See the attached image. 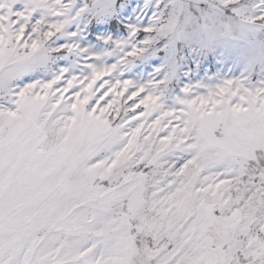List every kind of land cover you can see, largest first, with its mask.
Returning a JSON list of instances; mask_svg holds the SVG:
<instances>
[{
  "label": "snow or ice",
  "instance_id": "1",
  "mask_svg": "<svg viewBox=\"0 0 264 264\" xmlns=\"http://www.w3.org/2000/svg\"><path fill=\"white\" fill-rule=\"evenodd\" d=\"M0 264H264V0H0Z\"/></svg>",
  "mask_w": 264,
  "mask_h": 264
}]
</instances>
